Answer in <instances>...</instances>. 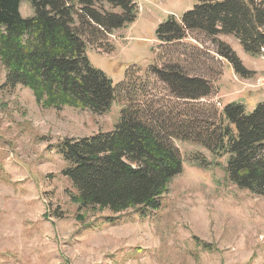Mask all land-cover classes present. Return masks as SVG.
<instances>
[{
  "label": "rangeland",
  "instance_id": "obj_1",
  "mask_svg": "<svg viewBox=\"0 0 264 264\" xmlns=\"http://www.w3.org/2000/svg\"><path fill=\"white\" fill-rule=\"evenodd\" d=\"M133 1L136 20L107 37L102 44L108 53L88 48L87 58L114 86L138 70L131 89L139 106L175 116L209 104L219 111L236 101L250 113L264 103V61L246 54L234 37L217 39L235 50L247 77L236 74L201 33L159 46L158 25L170 15L179 19L193 0ZM19 11L24 18L33 15L28 0ZM154 65L179 66L190 77L210 81V96L199 103L182 101L152 74L145 75ZM3 82L0 66V264H264V198L232 185L222 170L224 158L172 140L183 170L157 211L80 209L70 198L71 183L60 174L65 164L55 146L112 130L123 98L98 115L44 107L29 89H5Z\"/></svg>",
  "mask_w": 264,
  "mask_h": 264
},
{
  "label": "trees",
  "instance_id": "obj_2",
  "mask_svg": "<svg viewBox=\"0 0 264 264\" xmlns=\"http://www.w3.org/2000/svg\"><path fill=\"white\" fill-rule=\"evenodd\" d=\"M22 1L0 0L2 88L22 86L44 107L69 106L98 115L123 98L112 130L63 139L55 146L65 164L60 174L71 183L75 193L70 198L80 209L113 214L157 211L168 185L183 170L172 140L200 145L224 158L222 170L228 181L264 198V103L250 113L236 101L219 111L209 104L175 116L154 110L153 105L139 106L131 80L138 70L131 69L125 81L114 86L87 58L88 48L108 53L102 44L107 37L136 20L133 0H28L33 15L25 18L19 11ZM193 1L179 19L170 15L158 25L159 46L201 33L236 74L247 77L250 72L217 37L232 36L246 54L259 56L264 47V0ZM151 74L182 101L199 103L211 94L210 81L190 77L179 66L154 65L145 71ZM197 165L203 167L201 162Z\"/></svg>",
  "mask_w": 264,
  "mask_h": 264
},
{
  "label": "built area",
  "instance_id": "obj_3",
  "mask_svg": "<svg viewBox=\"0 0 264 264\" xmlns=\"http://www.w3.org/2000/svg\"><path fill=\"white\" fill-rule=\"evenodd\" d=\"M259 58L264 61V47L260 50Z\"/></svg>",
  "mask_w": 264,
  "mask_h": 264
},
{
  "label": "crops",
  "instance_id": "obj_4",
  "mask_svg": "<svg viewBox=\"0 0 264 264\" xmlns=\"http://www.w3.org/2000/svg\"><path fill=\"white\" fill-rule=\"evenodd\" d=\"M235 51V50H234ZM240 102V101H239Z\"/></svg>",
  "mask_w": 264,
  "mask_h": 264
}]
</instances>
